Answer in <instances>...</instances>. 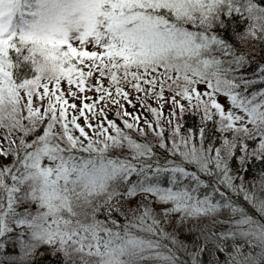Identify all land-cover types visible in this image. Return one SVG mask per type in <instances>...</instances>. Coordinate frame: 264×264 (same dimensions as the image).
Masks as SVG:
<instances>
[{
    "label": "snow or ice",
    "instance_id": "6c2138e0",
    "mask_svg": "<svg viewBox=\"0 0 264 264\" xmlns=\"http://www.w3.org/2000/svg\"><path fill=\"white\" fill-rule=\"evenodd\" d=\"M236 17L247 22L239 41L264 42L257 0H0V160L12 157L0 164V238L25 228L23 256L58 245L62 264H189L181 252L203 264L206 250L208 264H220L217 252L224 264H264V222L234 198L264 216V180L250 191L240 174L250 159L264 164V87L249 91L264 65L249 78L248 57L213 31ZM25 48L30 78L14 76L10 56ZM126 85L170 99L167 118L146 102L153 119L129 112ZM177 97L202 113L198 129L182 131ZM202 220L227 227L205 234ZM182 229L199 232L194 251Z\"/></svg>",
    "mask_w": 264,
    "mask_h": 264
},
{
    "label": "trees",
    "instance_id": "16d2710c",
    "mask_svg": "<svg viewBox=\"0 0 264 264\" xmlns=\"http://www.w3.org/2000/svg\"><path fill=\"white\" fill-rule=\"evenodd\" d=\"M262 6H264V0H257ZM247 27V22L241 23L239 21V17L232 18L226 20V26L221 28L216 26L213 31L219 32L221 36L225 39L229 40L231 43L235 45V47L239 50V52L245 54L248 57V66L246 69L241 70L243 74L248 76L249 78H255L254 72L260 65H264V42L256 39H252L251 37L246 38L244 41H239L238 37L244 33ZM27 49H22L20 53H16L14 49L10 50V56L16 67L13 70L14 76L16 77H28L34 73L32 72L31 64L29 61H25L23 57L27 55ZM264 87V84H256L249 91H256L260 88ZM201 112L197 110H188L181 115L180 124L182 125V131L187 129H198L201 125ZM208 135L209 139L218 135L215 127L209 123L208 125ZM250 150L256 147L257 141H246ZM169 143H171L169 141ZM218 143V142H217ZM160 154H167L169 158H171V153H167L166 149H158ZM240 153L238 152L237 155ZM12 161V157H8L6 159L0 160V164H10ZM194 169V167L190 166ZM233 167H239L238 161H233ZM245 179H256L259 176H264V164L261 163L260 160L250 159L248 165H246V171L240 173ZM33 210H35V205L32 206ZM246 208L249 209L248 206L245 205ZM21 209H18V211ZM99 219H105L103 214H100ZM118 221L122 224L124 223V217L119 216L117 214ZM221 218H224L221 216ZM200 221V226L201 222ZM194 223V222H193ZM13 226L16 225H11ZM24 232L25 235L22 237L24 240L28 239L27 230L25 228H13L12 233L8 234L6 237L0 238V244L3 245L0 248V259L2 263L0 264H62L64 260V254L58 251H50V246L42 245L40 246L36 252L29 257L23 256L20 247V233ZM198 233V231L196 232ZM196 236L193 235L191 237ZM165 244H169L166 240L163 241Z\"/></svg>",
    "mask_w": 264,
    "mask_h": 264
},
{
    "label": "rangeland",
    "instance_id": "374dc122",
    "mask_svg": "<svg viewBox=\"0 0 264 264\" xmlns=\"http://www.w3.org/2000/svg\"><path fill=\"white\" fill-rule=\"evenodd\" d=\"M89 82L90 83H93V84L96 83L95 77L91 78V80ZM103 84H104L105 87H107L109 85V81L107 79H105L103 81ZM64 87L66 89V85ZM204 87H205L204 85H199L198 86V88L201 91L204 90ZM125 89L130 92L129 99H131L132 103L131 104H128L122 98L120 99V103L129 112L134 113V114H137V115H141L143 117H148L149 119H153L154 117H152V115L146 109H144L142 107V104L144 102H146L147 104L151 105V107H154V108H160L161 105H163V109H162L163 110V115H164L165 118H167L169 109L171 107V101H170V99L168 100L167 103H164L163 101L157 100L154 95H151L150 94V95H148L146 97L144 93H138V92L132 90L130 88V86H127L126 85L125 86ZM73 90H75V89H73ZM84 95L95 98L97 94L94 91H87V92L84 93ZM170 95H171V93L166 89V91H165V97L167 98ZM138 97H139V99H138ZM177 99H180L181 100V103H183L185 105L187 111L188 110H197V108L192 107L191 105H189L188 101L182 100L180 97H177ZM220 100L222 102H225L226 103V98L225 97L221 96L220 97ZM70 103H71V100H70ZM75 103L77 105H80L81 101L79 99H77L75 101ZM193 104H195V101H193ZM105 110L107 112V116H108L109 119H116V122L118 124H120L121 126H123L122 119L121 118H117L115 116V112L117 110L116 105L112 104L111 101H106V109ZM177 114L178 115H181V114H179L178 110H177ZM128 119L130 120L131 118L128 117ZM179 123H180V121H179ZM142 124H143V121H141V125ZM165 126L168 127L167 125H165ZM4 134H5V130L3 128H0V137H2ZM192 167H194V166H192ZM261 180H264V176H259L256 179H245L244 178V183H245V186L251 191V190H253V182H256V188L259 189V187H260V181ZM239 182L240 181L238 180L237 183H239ZM234 198L237 199L239 201V203H241L244 207H245V205L248 206L249 209L245 207L248 210V212L250 214H252L254 217H256L257 219H261L262 222H264V216H261L254 208L251 207V205H249L246 201H244L242 196H240V197H234ZM157 210H159V209H157ZM176 215L178 216L179 214H176ZM220 219H223V218L220 217ZM200 227L204 230L205 234H208L209 232H213V231L218 233L219 231L224 230V228H226L227 225H223V226H221V225H213L210 220H204L203 222H201V226ZM13 228L16 229V228H20V227L19 226H13ZM166 230L171 231V227L170 226H166ZM195 234L196 235H199V232L198 233H195ZM177 235H178V239L179 240L185 242L186 244H188L190 246L189 247V251H194L195 250L194 248L191 247L192 242L195 239V236L194 237H191L189 235H186L185 234V230H183V229L180 230ZM167 242L169 243V246L171 247L170 242L169 241H167ZM196 242L197 243H202L203 242V238H201L200 240H197ZM226 243L228 244V250L231 251V245H232L233 242L231 240H229ZM236 243L244 244V251H245V253H247L250 250L248 248V246L244 243L243 240H237ZM56 247H58V245L57 246H50V251H55L56 250ZM207 247L208 248L213 247L212 240H209L208 241ZM259 250H260L259 248L251 249V251H253V254H255L256 252H259ZM216 255L219 257L220 264H224V262L226 260L225 254L222 253V252H217ZM180 256H181L182 259L189 261V264H190V258L186 254H184L183 252H181L180 253ZM202 260H203V264H208L209 255L207 253V250L205 251ZM0 263H2V260L1 259H0Z\"/></svg>",
    "mask_w": 264,
    "mask_h": 264
}]
</instances>
